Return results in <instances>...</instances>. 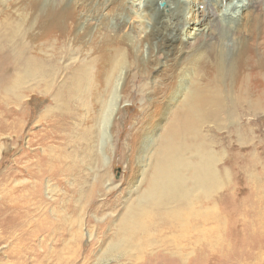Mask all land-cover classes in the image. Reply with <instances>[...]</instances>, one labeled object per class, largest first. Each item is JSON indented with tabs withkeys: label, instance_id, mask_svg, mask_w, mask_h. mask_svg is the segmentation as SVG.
<instances>
[{
	"label": "rangeland",
	"instance_id": "374dc122",
	"mask_svg": "<svg viewBox=\"0 0 264 264\" xmlns=\"http://www.w3.org/2000/svg\"><path fill=\"white\" fill-rule=\"evenodd\" d=\"M12 1L0 2V264H250L253 253L264 263V78L257 67L250 61L240 68L234 98L242 101L232 118L185 131L190 141L201 130L217 157L220 187L204 202L205 224L195 219L168 230L150 214L131 235L132 245L120 223L143 188L137 190L142 170L168 121L147 93L155 78L120 60L115 77L111 66L107 80L104 72L93 76L94 86L78 97L66 85L72 70L80 57L97 54L107 65L100 54L110 38H90L91 50L78 46L86 29L72 30L77 12L69 3L64 18H52L51 9L37 16L22 0L16 16ZM222 11L227 22L231 8ZM35 14L38 29L18 25V17L29 21ZM171 98L170 89L158 97ZM186 154L185 160L193 155Z\"/></svg>",
	"mask_w": 264,
	"mask_h": 264
},
{
	"label": "bare ground",
	"instance_id": "6f19581e",
	"mask_svg": "<svg viewBox=\"0 0 264 264\" xmlns=\"http://www.w3.org/2000/svg\"><path fill=\"white\" fill-rule=\"evenodd\" d=\"M5 1L0 0L2 4ZM158 1L35 0L33 4L32 1L22 0L27 9L35 6L33 13H37V16L47 8L51 9L52 18H64L67 15L64 12L67 10L66 4L73 6L77 13L72 30L78 34L86 29L77 43L78 46L91 50L90 38L96 36V39H101L103 35L110 38L108 44L107 39L103 42L107 45L106 49L101 50V54V51L99 52L101 61L103 59L107 65H100V56L97 54L89 60L80 57L72 70L66 85L73 89L78 97L86 93L88 86H94L91 83L93 76L99 77L104 72L107 80L111 66L115 77L120 69L119 64H122L120 60L129 62V67L139 70L140 76L146 77L150 74L149 76L155 78L154 89H147V93L151 96L152 105L155 104L167 112L168 121L155 142L156 147L151 156L150 151L146 149L145 154L148 153L149 162H146L147 169L140 173L142 177L140 188L137 190L142 186L143 188L138 197L128 203L127 213L120 223V231L124 233L123 239L130 241L132 245L137 242L135 238L131 239V235L139 229V224L150 219V214L157 216L156 219L168 230L176 224L188 228L186 223L195 219L199 221L200 226L205 224L204 202L208 200L209 193L220 187L219 172L214 167L216 156L211 154L210 145L201 130H198L190 141L184 138L185 131L190 127L194 128V124H204L207 121L219 127L225 119L232 116V110L242 101L234 97L238 90L240 68L243 65L251 61V65L257 67L256 72L264 78V0H236L235 3L233 0H193L194 13L187 6L189 0H165L166 8H160ZM11 4L13 6L10 11L17 12L16 16L24 11L20 0H13ZM60 6L61 10H55ZM227 8H231V13L224 23L221 19L224 14L222 10L226 11ZM37 16L33 15L29 21L18 17L17 23L34 31L38 29L35 23ZM60 20L54 24V28H59ZM231 21L233 25H229ZM257 41L261 48L255 45ZM68 43L65 46H69ZM53 45L51 42V46ZM143 48H147L146 52ZM98 62L100 66H96ZM106 66H109V69ZM31 67L32 65H29L28 69ZM94 71L96 73L93 74ZM124 77V72L120 71L119 79ZM144 85L143 81L141 88ZM167 89L171 90L173 98L161 103L162 100L158 97ZM7 90L8 87H4V91ZM2 93L3 91H0V99ZM177 101L179 103H176ZM172 103H176L173 109ZM105 126L108 127V123ZM189 151L193 155L185 160L186 152ZM136 165L134 164L135 168ZM155 220V225L152 226L158 224V220ZM54 226L56 231L58 224L55 223ZM58 240L60 241V238ZM248 257L252 260L250 264H261L262 260L259 261L257 253Z\"/></svg>",
	"mask_w": 264,
	"mask_h": 264
}]
</instances>
